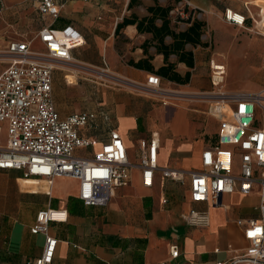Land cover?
<instances>
[{
    "label": "crops",
    "instance_id": "0c3cea01",
    "mask_svg": "<svg viewBox=\"0 0 264 264\" xmlns=\"http://www.w3.org/2000/svg\"><path fill=\"white\" fill-rule=\"evenodd\" d=\"M19 1H25L31 6L44 23L40 24L31 37L20 33L7 39L3 35L6 28L0 25V47H6L8 42L18 40L30 42L33 50H42L37 38L42 28L49 27L56 33L68 26L73 28L84 42L71 52L73 62L77 65L76 72L72 71L74 78L72 86L67 84L68 77H71L67 71L54 73L52 89L55 109L62 118L85 110L103 112L108 118V123L98 118L97 128L82 129L80 135L93 139V146L89 150H77L76 155L90 158L106 141L108 129L112 127L125 144L132 168L129 184L116 189L106 206L96 207L86 206L78 199L79 183L75 179L58 177L47 186L43 180L22 179L20 171L1 170L0 189L3 190L5 200L0 203V264H26L27 260L41 255L44 236L32 235L29 229L37 212L45 208L63 209L68 213L66 223L50 225L49 233L57 240L51 264H215L231 260L245 250L249 243L244 239L243 229L237 221L259 219V200L255 194L246 197L231 192L222 197L221 206H197L199 209L207 208L210 218L209 226L200 229L188 227L180 218V215L191 207L187 185L180 186L164 180L160 170L154 173L150 188L143 187L141 183L136 158L137 142L148 139L151 133H156L159 138L157 151L159 169L169 168L184 172L201 169L200 154L206 147L215 143L219 126L217 119L208 113V106L204 114L212 120L215 130L205 145H201L200 141L191 140L201 124L194 123L184 108L177 111L160 108L151 114L141 116L135 115L132 110L125 113L128 102L120 105V109L118 107L114 112L106 108L94 109L87 106L86 101L91 95L88 93L87 80L93 81L87 77L88 73L95 79L99 75L98 70L106 68L109 78L125 79L144 86L147 75L153 73L134 68L130 62L137 63L150 58L148 64L154 70L164 65L163 56L156 52V42L151 33H139L135 25H128L114 35L116 25L123 18H128L132 14L138 19L148 17L146 9L154 5L153 0H136L137 4L131 9L127 7L130 0L71 1L66 3L60 12L58 18L62 21L61 26H56L59 19L56 22L45 23V19L50 17H41L37 13L35 4L38 0H1L3 8L0 16L11 9L13 11L11 14L23 18L26 11L21 3L11 7L7 5ZM168 1L172 0H158V4L164 7ZM188 1L191 8L198 12V19L201 17L206 23L209 32L212 23L222 26L219 15L224 11L221 13L212 0ZM255 5L257 16L260 7L258 4ZM234 12L245 17V28L242 29L249 31L256 22L253 17L254 10L244 5L243 11ZM105 21L111 22L108 37L103 33ZM177 24L178 22L171 18L170 25L175 32L184 31L189 26L184 22L183 27L176 28ZM156 25H160L159 20L156 21ZM164 43L170 44L171 39L166 37ZM143 47L146 49L145 54ZM199 47L201 46L195 48L191 45L185 46V50L193 54L192 69H188L184 63L177 62L174 55L168 58V62L175 64V71L180 76L190 72L187 85L199 84L207 88L201 80L204 75L200 71V67L206 64L204 62L206 53L200 52ZM204 48L206 47H202ZM60 65L64 63L60 62ZM163 81L180 87L187 86ZM76 94L79 101L74 98ZM67 102L73 104L67 106ZM186 138L188 141H179ZM79 151L84 155H79ZM171 151H174V158L182 160L181 163L168 160ZM23 182L33 184L26 186ZM254 191L257 192V188ZM163 200H166V203H163ZM172 246L178 248V256L175 259L170 256Z\"/></svg>",
    "mask_w": 264,
    "mask_h": 264
},
{
    "label": "built area",
    "instance_id": "2783aa9c",
    "mask_svg": "<svg viewBox=\"0 0 264 264\" xmlns=\"http://www.w3.org/2000/svg\"><path fill=\"white\" fill-rule=\"evenodd\" d=\"M71 1L75 0H38L35 9L41 17L57 20L65 4ZM177 1L181 19L190 16L184 8L192 10L191 17L198 19L188 0ZM2 8L0 0V12ZM222 20L245 28V17L231 9L224 10ZM249 32H255V25ZM37 38L42 50H33L30 42L15 40L8 42L3 52L7 62L0 73V171H20L22 179L43 180L47 186L58 177L72 178L79 183L78 199L84 205L106 206L114 191L127 186L130 180L132 165L121 136L110 127L106 141L90 158L77 156V150L93 146V139L81 136L80 131L97 128L98 118L108 123V118L103 112L86 110L62 118L53 101L54 73L64 72L72 64V50L84 41L70 26L59 33L44 27ZM208 63L210 84L216 88L224 70L214 66V60ZM160 83L158 76L149 74L144 88H158ZM213 93L208 95V113L218 121L217 139L201 152V169H159V138L151 133L148 139L137 142L141 183L150 188L154 173L160 170L164 180L187 185L191 207L180 218L188 227L200 229L209 226L210 218L207 208L197 206H221L222 197L231 192L246 197L255 194L259 219L237 221L248 247L231 260L215 264H264V90L255 94ZM67 220L68 213L63 209L45 208L37 212L29 231L43 235L44 246L41 255L26 264L52 263L57 240L49 233L50 225ZM170 256H178L176 246L170 248Z\"/></svg>",
    "mask_w": 264,
    "mask_h": 264
},
{
    "label": "rangeland",
    "instance_id": "374dc122",
    "mask_svg": "<svg viewBox=\"0 0 264 264\" xmlns=\"http://www.w3.org/2000/svg\"><path fill=\"white\" fill-rule=\"evenodd\" d=\"M212 1L221 13L226 7L241 12L244 10V5H246L248 9L254 10L253 17L256 22L258 21L255 14L257 8L254 4H258L260 9H264V0ZM20 3L26 11L23 18L11 14V12H13L11 9L10 11H5L0 16V25L6 28V31L3 34L5 39L8 37L12 38L15 34L20 33H25L28 37H31L32 33L40 27V24L44 23V20L41 19L25 1L6 4L11 7L14 4L17 5ZM177 10L178 6H173L170 17L178 22L176 28H179L183 27V20L186 19H181L178 16ZM196 13L198 12H195V14ZM219 19L222 26L212 23L211 32L206 29V26L204 27L201 41L203 43L206 42L207 47L204 49H202V47L198 48L200 52L202 51L206 53V59L204 61L206 64L200 67V71L204 75L201 80L204 81L207 88H203L199 84L196 86L187 85L180 87L167 84L161 80L158 88L147 87V89H145L144 86L133 84L125 79L109 78L108 73L105 70L106 68H104L102 71L98 70L99 75L95 79L90 77L89 73L87 75V77L93 80H87L88 93L91 94L86 101L87 106L94 109L106 108L114 112L118 107L120 109V105L128 102L129 105L126 108L125 113L132 110L135 115L141 116H145L146 113L151 114L155 110H160V108H171L175 111L184 108L190 114L191 120L194 123L201 124V127L197 129L196 135L191 138V140L195 142L200 141L201 145H205L207 141L212 138L215 130L212 120L204 114L210 101L208 95L215 94L213 92L226 95L255 94L264 90V32L261 30V25H259L257 29L255 28V32L250 33L245 29L226 24L222 20V14L219 15ZM57 20L46 18L45 23L51 21L56 22ZM60 20L61 19L57 21L56 26L62 25V21ZM198 20L202 21L201 17H199ZM256 22H254V24L252 22V24L255 25ZM103 25L104 36L108 37L111 32V22L105 21ZM4 50L5 46L0 47V73L5 68L7 62V58L3 53ZM210 59H214L218 63H221L226 69L223 83L216 88L212 87L210 84V70L208 67ZM76 66V63L72 62V64H69L65 70L67 71V74H71V77H68L67 79L68 86H72V83L74 82L72 74L76 72ZM58 78H60L59 74ZM186 93L190 95H184ZM77 96L78 94H76V97L74 98L76 101H79ZM128 99H131V101ZM66 100L68 101V99ZM66 104L69 106L73 103L67 102ZM80 104L82 106L81 99ZM154 114L155 113L152 115L154 116ZM151 118L153 117L151 116ZM169 130L173 133L171 128ZM186 140L188 141L187 138L179 141L183 142ZM78 154L84 155L82 151H79ZM168 160H175L179 163L182 161L180 158H174V151L169 153ZM4 200L3 190L0 189V203Z\"/></svg>",
    "mask_w": 264,
    "mask_h": 264
},
{
    "label": "trees",
    "instance_id": "16d2710c",
    "mask_svg": "<svg viewBox=\"0 0 264 264\" xmlns=\"http://www.w3.org/2000/svg\"><path fill=\"white\" fill-rule=\"evenodd\" d=\"M154 5L146 9L149 14L148 17L138 19L134 14L128 18H123L119 22L115 29L114 35L128 25H135L139 33H151L153 39L156 42V52L161 54L164 59V65L157 70H154L152 66L148 64V59L140 60L137 63L130 62V65L137 69H143L150 73H153L163 80L178 84L187 85L190 80V72H186L184 76H180L175 71V64L169 63L168 58L171 55L177 57V62L184 63L188 69L194 67L193 54L191 51H186L185 46L191 45L193 48L197 46L207 47V43L201 41V36L206 23L198 19H191L192 10L184 8L190 14L189 18L183 20L189 26L184 31L175 32L171 27L170 12L173 10V6H177V0L168 1L166 6L162 7L158 4V0H153ZM137 4L136 0H130L128 3V9H131ZM160 21V25H156V21ZM169 37L171 43L166 45L164 39ZM144 54L146 53L145 47H143Z\"/></svg>",
    "mask_w": 264,
    "mask_h": 264
},
{
    "label": "bare ground",
    "instance_id": "6f19581e",
    "mask_svg": "<svg viewBox=\"0 0 264 264\" xmlns=\"http://www.w3.org/2000/svg\"><path fill=\"white\" fill-rule=\"evenodd\" d=\"M256 6V5H255ZM262 8V7H261ZM257 22H256V24H255V28L257 29V27L259 26V25H263L264 24V9H259V11H258V14H257ZM261 30L264 32V25L263 26H261ZM214 66H218L219 68L218 69H223L224 70V77H223V79L221 80V82L217 85V87L218 86H220L222 83H223V81H224V78H225V75H226V70H225V67L223 66V65H221V64H217L215 61H214ZM215 68V67H214ZM217 68V67H216ZM219 94H222V93H219ZM184 95H190V94H188V93H186V94H184ZM223 95V94H222ZM175 96H179V95H175ZM182 96V95H181ZM165 105V104H164ZM24 184H26V186H31L33 183H31V182H23Z\"/></svg>",
    "mask_w": 264,
    "mask_h": 264
}]
</instances>
